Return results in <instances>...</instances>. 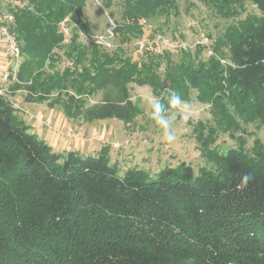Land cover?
Segmentation results:
<instances>
[{
    "label": "trees",
    "instance_id": "1",
    "mask_svg": "<svg viewBox=\"0 0 264 264\" xmlns=\"http://www.w3.org/2000/svg\"><path fill=\"white\" fill-rule=\"evenodd\" d=\"M20 1L0 0V15L6 9L14 17L23 61L12 90L24 88L27 101L61 104L88 122L131 124L142 110L132 100L134 83L150 86L166 107L170 91L186 101L197 91L202 102L226 110L228 101L245 119L264 123V0H200L227 19L248 3L263 13L232 22L215 40L227 66L216 55L204 60L203 46L176 51L175 59L170 51L134 56L126 46L88 45L77 33L63 45L61 21L69 16L86 30L88 0ZM174 6L124 0L122 17L152 19ZM116 35L127 45L144 29L124 24ZM65 57L74 65L60 67ZM206 155L212 168L167 166L151 180L139 168L121 175L109 144L95 155L56 152L0 94V264H264V150ZM245 172L252 179L241 186Z\"/></svg>",
    "mask_w": 264,
    "mask_h": 264
},
{
    "label": "rangeland",
    "instance_id": "2",
    "mask_svg": "<svg viewBox=\"0 0 264 264\" xmlns=\"http://www.w3.org/2000/svg\"><path fill=\"white\" fill-rule=\"evenodd\" d=\"M123 2L124 0H112L111 6L108 7L106 0H98V2L88 0L83 11L82 21L86 23V31L92 33L105 32L108 28L109 17L116 20L117 29L124 24H138L143 27L144 35L133 38L127 45L122 44V41L116 37L117 46H126L125 49L134 56L137 54L135 46L139 39L150 38L162 33L169 39L184 42V48L194 52L199 46L202 47V45L196 44L201 35H206L210 38V47L213 50V54L209 55V50L203 46L204 50L201 55L204 60H207L210 56L216 55L213 49L214 42L224 33L228 25L244 19L248 14L258 17L263 15L255 5L248 3L242 14L236 18L227 19L200 0H175V6L172 7L169 14H159L152 19H148L146 16L123 18ZM5 12L6 9H4ZM179 50L167 51L174 52V58L177 59L179 52L176 51ZM216 56L224 66L231 64L228 57L220 53H217ZM63 66L65 64L62 62L60 67ZM164 68L165 62L160 70L162 73ZM130 86L132 100L142 110L131 124H126L119 119L108 121L110 127H107V132L114 131L116 133L111 141L112 144L108 139L109 136L101 140L94 138V131H99L98 129L83 135L81 129L77 128L72 133L73 137L82 134L83 138L87 140H97L99 142L97 146L103 147L109 144L111 160L118 164L121 175L129 168H139L145 170L148 179L151 180L156 178L157 173L167 166L177 167L185 164L192 166L195 171L203 166L212 168L213 163L208 160L206 155L209 149L227 151L228 148L237 147L249 153H254L257 149L264 150V123L245 119L228 101L226 110H222L211 101L202 102L197 98V91L188 101L191 105L190 111L187 113L188 119L186 121L183 119V115H185L183 113H175L173 121L175 141L170 144L165 143L161 131L150 119L151 101L154 97L161 99V96H156L148 85L139 86L131 83ZM55 95L53 94V97ZM101 98L100 93L92 96L90 103L99 101ZM58 109L61 110V108ZM49 115V111H46L43 117L52 120ZM201 135L206 136V144L200 140Z\"/></svg>",
    "mask_w": 264,
    "mask_h": 264
},
{
    "label": "crops",
    "instance_id": "3",
    "mask_svg": "<svg viewBox=\"0 0 264 264\" xmlns=\"http://www.w3.org/2000/svg\"><path fill=\"white\" fill-rule=\"evenodd\" d=\"M8 67V46L6 42L0 41V86L2 85V73ZM15 83L10 81L9 90L3 94L12 100L13 104L18 108V114L30 126V130L50 144L56 152H65L67 147L71 145L73 151L84 155H95L102 147L97 146V143H99L97 140L83 138L85 133L98 129L104 139L109 136L110 143L113 141V136H116L114 131L107 132V127H110L108 121L115 118L88 122L81 116L73 117L66 114L61 104L52 105L49 101L29 102L26 100V90L24 88L12 90V86ZM58 108H61V110ZM46 111H49V116L52 117V120L43 117ZM48 120L52 121L50 125L47 123ZM77 128L81 129L83 135L73 137L72 133Z\"/></svg>",
    "mask_w": 264,
    "mask_h": 264
},
{
    "label": "built area",
    "instance_id": "4",
    "mask_svg": "<svg viewBox=\"0 0 264 264\" xmlns=\"http://www.w3.org/2000/svg\"><path fill=\"white\" fill-rule=\"evenodd\" d=\"M3 4H10L12 6H21L20 0H1ZM98 2V0H96ZM14 17L11 12L6 11L0 15V41H4L8 46V60L9 67L2 73V85L0 86V94L9 90L10 81L19 82L18 73L23 61L22 49L16 34L11 30V23ZM60 31L63 34L62 44L67 45L71 43L73 35L77 33L80 40L88 45H97L105 49H114L116 44V31L117 22L115 19L109 17L108 28L102 33H92L90 31L83 30L80 25L74 21L71 17L67 16L60 23ZM202 45L209 50L210 54H213V50L210 45V38L206 35H201L200 39L196 43ZM185 43L179 40L169 39L164 34L154 35L150 38L139 39L135 46V53L141 55L145 52H153L162 54L167 50H179L184 48ZM65 65L73 66L74 63L70 58L65 57ZM51 120H48V125L51 124ZM95 139L101 140L103 137L97 130L93 134ZM72 146L67 147V151H71Z\"/></svg>",
    "mask_w": 264,
    "mask_h": 264
},
{
    "label": "clouds",
    "instance_id": "5",
    "mask_svg": "<svg viewBox=\"0 0 264 264\" xmlns=\"http://www.w3.org/2000/svg\"><path fill=\"white\" fill-rule=\"evenodd\" d=\"M191 105L188 101L183 100L181 95L176 91H170L167 97V107L160 98H153L151 101L150 119L159 128L165 143H172L176 139L173 131V121L175 120V113L180 112L183 119H188L187 113L190 111ZM252 179V174L245 172L241 178V186H246Z\"/></svg>",
    "mask_w": 264,
    "mask_h": 264
}]
</instances>
